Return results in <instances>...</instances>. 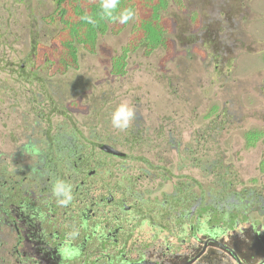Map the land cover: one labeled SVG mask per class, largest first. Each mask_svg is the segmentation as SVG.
<instances>
[{"label":"rangeland","instance_id":"374dc122","mask_svg":"<svg viewBox=\"0 0 264 264\" xmlns=\"http://www.w3.org/2000/svg\"><path fill=\"white\" fill-rule=\"evenodd\" d=\"M57 10L52 0H0V168L21 166L28 138L64 127L80 139L118 140L127 159L105 165L145 198L166 176L211 190L225 178L264 197V0H169L166 45L145 55L132 45L135 22L109 24L94 52L76 45L71 69L60 66ZM121 103L135 112L123 130L111 120ZM255 132L262 136L250 144ZM210 159L222 167H193Z\"/></svg>","mask_w":264,"mask_h":264},{"label":"flooded vegetation","instance_id":"af4514ba","mask_svg":"<svg viewBox=\"0 0 264 264\" xmlns=\"http://www.w3.org/2000/svg\"><path fill=\"white\" fill-rule=\"evenodd\" d=\"M48 131L20 147V167L0 168V264H264V197L255 190L166 176L160 193L145 198L105 165L127 159L118 140ZM196 163L213 172L223 162ZM212 241L223 251L212 246L210 260ZM66 245L79 254L64 258Z\"/></svg>","mask_w":264,"mask_h":264},{"label":"trees","instance_id":"16d2710c","mask_svg":"<svg viewBox=\"0 0 264 264\" xmlns=\"http://www.w3.org/2000/svg\"><path fill=\"white\" fill-rule=\"evenodd\" d=\"M57 6L59 16L62 23V31L60 33L62 51L60 54V66H65L66 69L76 68L77 65V44H82L85 49L94 52L95 44L99 33H105L108 25H129L135 22L133 29L132 45L145 46L146 54L152 52L160 46L166 45L165 33L168 27L166 20L162 19L160 12L166 8L168 0H119L115 14L118 15L125 9H132L135 13L132 20L127 24H121L118 20H110L102 18L100 0H71L73 4V16H69L68 0H52ZM136 7V9H134ZM91 16L96 22L89 24L82 20V16ZM54 16V15H53ZM53 19V18H52ZM114 30H116L114 28ZM126 59H121L115 64L114 71L116 74L123 73L122 66L125 65ZM248 135V134H247ZM262 136V133H249L248 138L250 144L256 142ZM264 135V134H263ZM253 136V138H252Z\"/></svg>","mask_w":264,"mask_h":264},{"label":"clouds","instance_id":"9594fccd","mask_svg":"<svg viewBox=\"0 0 264 264\" xmlns=\"http://www.w3.org/2000/svg\"><path fill=\"white\" fill-rule=\"evenodd\" d=\"M119 0H100V8H101V17L108 18L110 20H118L121 24H127L130 20L133 19L135 13L132 9H125L120 12L118 15L115 14V11L118 7ZM82 20L87 21L89 24H95V20L88 15L82 16ZM135 115L133 107H130L127 103H121L116 110L112 114V124L114 127L119 128L121 130L126 129L131 120ZM56 190L63 191L62 185H57ZM62 205H67L69 200H64L59 202ZM79 254V250L72 248L70 246H65L62 249V255L64 258L71 260L75 256Z\"/></svg>","mask_w":264,"mask_h":264},{"label":"water","instance_id":"95a60500","mask_svg":"<svg viewBox=\"0 0 264 264\" xmlns=\"http://www.w3.org/2000/svg\"><path fill=\"white\" fill-rule=\"evenodd\" d=\"M104 149H105L106 151H108V152H112V153H113V151H112L110 148H108V147H105ZM214 243H216V244H214ZM213 244H214V245H213ZM212 246L216 247L219 251H223L222 248H221V246H220V243H219V242L217 243V242L212 241L211 244H210V250L213 249ZM215 253H217V251H215V250H211V251L207 254V259L210 258V260H211V258H214V254H215Z\"/></svg>","mask_w":264,"mask_h":264}]
</instances>
